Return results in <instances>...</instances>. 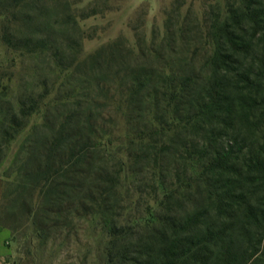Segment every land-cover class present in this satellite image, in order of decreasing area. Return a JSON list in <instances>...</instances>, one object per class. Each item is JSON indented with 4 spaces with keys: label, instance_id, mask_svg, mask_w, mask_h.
I'll use <instances>...</instances> for the list:
<instances>
[{
    "label": "trees",
    "instance_id": "trees-1",
    "mask_svg": "<svg viewBox=\"0 0 264 264\" xmlns=\"http://www.w3.org/2000/svg\"><path fill=\"white\" fill-rule=\"evenodd\" d=\"M202 1L190 25L83 55L95 6L0 0V159L41 117L0 218H26L34 251L92 217L97 264H264V0Z\"/></svg>",
    "mask_w": 264,
    "mask_h": 264
},
{
    "label": "rangeland",
    "instance_id": "rangeland-1",
    "mask_svg": "<svg viewBox=\"0 0 264 264\" xmlns=\"http://www.w3.org/2000/svg\"><path fill=\"white\" fill-rule=\"evenodd\" d=\"M76 1V8L95 6L101 12L85 19L78 20L81 31L89 38L81 41L82 54L87 55L95 49L109 43L117 37H124L127 43L135 47L137 36L143 35L147 40L153 33L164 32L165 20L171 22L186 17L185 24H192L195 17L200 18L204 4L202 0H71ZM221 3L222 0H219ZM178 7V9H177ZM186 15V16H185ZM5 48L0 46V60L5 61ZM28 62V61H26ZM17 94L13 85L9 99L14 104ZM115 119V134L118 142L125 141L126 128L122 123L121 112L110 110ZM40 115H33L26 127L21 129L10 141L4 156L0 159V212L5 215L7 208L4 195L7 191L6 181H13L15 173L10 168L20 147L29 135L32 126L40 122ZM264 134L262 129L260 136ZM135 180V179H134ZM129 181V180H127ZM134 183H137L135 180ZM144 204L139 205V213H144ZM23 218L15 232L8 227L10 221L0 218V264H97L101 238L98 233L97 220L89 217L75 221L74 229L63 231L49 239L39 250L34 251L38 240L34 239L30 222ZM13 225V223H12ZM15 225H18L15 223ZM69 233V235H67ZM33 252V254H29Z\"/></svg>",
    "mask_w": 264,
    "mask_h": 264
}]
</instances>
